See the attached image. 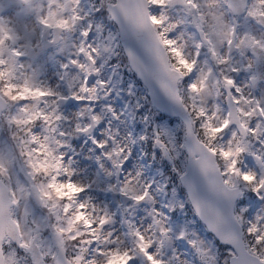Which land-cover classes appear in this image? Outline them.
<instances>
[{"label":"snow or ice","instance_id":"1","mask_svg":"<svg viewBox=\"0 0 264 264\" xmlns=\"http://www.w3.org/2000/svg\"><path fill=\"white\" fill-rule=\"evenodd\" d=\"M0 264H264V0H0Z\"/></svg>","mask_w":264,"mask_h":264}]
</instances>
